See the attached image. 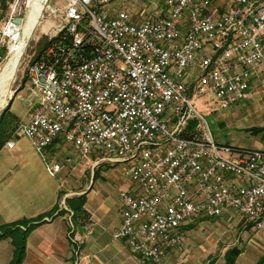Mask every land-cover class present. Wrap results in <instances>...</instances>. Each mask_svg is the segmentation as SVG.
Here are the masks:
<instances>
[{
  "label": "built area",
  "instance_id": "obj_1",
  "mask_svg": "<svg viewBox=\"0 0 264 264\" xmlns=\"http://www.w3.org/2000/svg\"><path fill=\"white\" fill-rule=\"evenodd\" d=\"M163 1L141 20L111 0L50 8L60 17L51 35L62 33L61 43L31 74L23 99L30 115L12 136L27 137L39 153L60 138L121 164L131 187L119 191L112 235L150 264H165L182 241L179 229L197 219L238 213L264 225V143L218 142L195 108L202 96L221 108L249 96L264 67V0ZM30 8V0L9 2L0 28L8 53ZM59 169L47 167L51 175ZM69 237L77 252L84 239L72 223Z\"/></svg>",
  "mask_w": 264,
  "mask_h": 264
},
{
  "label": "crops",
  "instance_id": "obj_2",
  "mask_svg": "<svg viewBox=\"0 0 264 264\" xmlns=\"http://www.w3.org/2000/svg\"><path fill=\"white\" fill-rule=\"evenodd\" d=\"M9 2L10 0H8V4ZM162 7L163 5L159 10L156 8L158 12ZM133 16L136 20H141L149 15L145 14L144 9H141ZM57 24L51 23L46 31L41 28V33L49 30L54 31ZM27 111L30 115L28 107ZM28 118L29 116L25 120L19 118V121L23 122ZM11 139L12 147H7L4 143L0 149V223H8L21 218L33 219L39 216H42L41 218L44 220L29 232L26 239L25 256L21 264H76V262L78 264H150L149 261L132 254L123 239L111 238V228L113 227L114 230L121 221L119 191L116 193L117 200L111 195L112 189L115 191L113 183L116 180L120 181L116 173L107 176L108 180H105L106 177L99 175L103 171H100L98 166L96 170L92 169L89 175L92 182L89 179L80 183L82 186V190H80L76 180L71 182L64 176V179L60 181L61 175H59L58 181L51 178L57 173L61 174L60 170L53 175L47 173L48 162L52 164L56 163V160L70 162V157L67 158L64 153L63 157H60L62 139L59 138L47 146L41 155L38 154L27 137H12ZM96 159L93 158L90 161L92 167L100 164L99 162L95 163ZM109 165L111 168L115 164L109 163ZM96 181L98 182L96 183ZM123 182L126 187H131L129 181L127 184L125 181ZM81 195L84 199L83 208L90 220L83 221L81 217L73 218L72 210L68 205V207L65 206L66 209L61 208V203L63 201L66 203V199ZM203 218L215 221L213 222L215 224L225 225L227 227L225 233L231 231L232 227L243 230L241 235L245 237L246 242L245 240L242 242V247L238 245L229 247L239 249L235 264L243 262V255L255 257L253 261L244 262V264H254L264 255V225L259 229L254 228L241 215L235 221H230L226 216ZM201 219H197L195 222ZM73 220L76 221L73 229L84 239L77 252L69 237ZM195 222L182 226L179 229L181 234L183 235V232L188 230V226ZM4 240H0V248H9L11 245L9 239L7 240L8 244ZM2 242L5 244L2 245ZM225 251L217 260H213V264H220V262L224 264ZM248 251H250L249 255H247ZM11 257L12 251L8 255V259L3 260L0 264H7Z\"/></svg>",
  "mask_w": 264,
  "mask_h": 264
},
{
  "label": "rangeland",
  "instance_id": "obj_3",
  "mask_svg": "<svg viewBox=\"0 0 264 264\" xmlns=\"http://www.w3.org/2000/svg\"><path fill=\"white\" fill-rule=\"evenodd\" d=\"M30 1L32 2L33 0ZM111 1L114 9L126 10L131 15L140 12L141 9H144L145 14L148 15L157 13L159 8L164 5L163 0ZM66 2L67 0H47L45 2L44 8L42 9L41 15L38 19V23L33 29L24 48L16 73L4 96L2 94L0 95V112L10 102V97L15 92L13 99L11 100V111L22 120H25L26 117L29 116L27 106L25 105L23 99L27 97L30 92V71L31 67H33L37 61H33L32 58L34 55L39 54V51L43 47L44 39L53 37L51 35L53 33L52 30H49L46 34H42L41 28L43 31H46L51 23L56 24L60 21V17L58 15H51L49 10L53 7L63 9ZM154 7L155 9L152 10ZM8 9V0H0V28L2 27L4 19L8 14ZM23 13L25 14L26 11L24 10ZM3 48L6 50L5 53H3V51L1 53L0 69L13 49L12 48L8 53V48L1 47L0 50ZM249 93L250 94L247 98L239 100L227 108H221L218 101L209 99L206 96H202L195 101V108L207 121L211 134L215 140L220 143L246 148L261 146L264 143V134L262 132L255 133L250 130L253 127L256 128L264 126V67H261L258 74L254 77ZM62 142L63 143L60 148L61 152H59L60 157H63L64 153L67 155V158L70 157V162L68 163L56 160V163H59V170L61 171V174L57 173L54 176H51V178L58 181L59 175H61L60 181L64 179V176L71 182L76 180L78 189L82 190L80 183H84L89 179L92 182L89 175L92 169L96 170L99 166L98 168L100 171H103V173H100L99 175L104 178L106 177L105 180H108L107 176H111L112 173H116L120 179V181L116 180L112 185L115 188V191L112 189L111 195L115 200H117L116 193L118 191L129 188L126 187L123 182L125 181L127 184L128 180L123 175V166L121 164H115L109 168V162L104 159H99L100 156L97 154L90 153L82 155L74 144L67 143L65 141ZM38 154L41 155L39 152ZM93 158H97L96 160H99L98 162L100 164L92 167L90 165V161ZM61 162L64 163L62 169ZM47 164L48 166L52 165L51 162H48ZM102 177L99 176L100 179H102ZM97 182L98 181H96V183ZM67 205L69 206L68 202L65 203L63 201V203H61V208L66 209L65 206L68 207ZM234 214L235 215L229 219L230 221H235L240 218L238 213ZM88 220H90V217ZM213 222L215 221L202 218L201 220L195 222L192 228H189L188 230L186 229L182 235V240L184 237L183 242L167 250L164 257L165 264H207L210 260H217L221 257V253L231 246L238 245L242 247V242L245 240V237L241 235L243 230H237L235 227H232L231 231L225 233V229L227 228L225 225L218 223L215 224ZM72 224L75 226L76 221L73 220ZM112 232L113 227L111 228L110 235L112 236L111 238L114 239ZM7 240L8 239H5L4 242H7L8 244ZM4 244L5 243L2 242V245ZM11 251V245H9V248H0V263L3 260L8 259L7 257L10 255ZM249 252L250 251L247 252V255L250 254ZM243 259L246 261L243 260L241 264H244V262L249 263L250 261H253L255 257L243 255Z\"/></svg>",
  "mask_w": 264,
  "mask_h": 264
},
{
  "label": "trees",
  "instance_id": "obj_4",
  "mask_svg": "<svg viewBox=\"0 0 264 264\" xmlns=\"http://www.w3.org/2000/svg\"><path fill=\"white\" fill-rule=\"evenodd\" d=\"M63 34L59 33L51 38L44 39L43 47L39 51V54L34 55L32 60H40L44 56V51H47L50 47L56 48L58 43H61V38ZM67 41L65 42V44ZM90 42L85 41L83 48L85 54L87 51H90ZM6 49H1L0 54L5 53ZM3 55V54H2ZM52 60V59H51ZM11 103H8L6 107L0 112V149L3 147L4 143L9 140L19 124V118L14 114L10 109ZM250 130L257 132H262L264 134V126L262 127H253ZM72 210V217L82 218L81 220L86 221L89 218V215L83 208L84 199L83 195L66 199ZM63 211V210H62ZM53 212V211H52ZM42 216L36 218H21L8 223H0V240L9 239L10 244L12 245V257L7 264H21L26 249V239L29 232L34 229L39 224L43 223L44 220ZM193 224L188 226V229L191 228ZM239 254V249L237 247H232L227 249L224 252V264H235L237 255ZM264 263V255H262L256 263ZM207 264H213V260H210Z\"/></svg>",
  "mask_w": 264,
  "mask_h": 264
},
{
  "label": "bare ground",
  "instance_id": "obj_5",
  "mask_svg": "<svg viewBox=\"0 0 264 264\" xmlns=\"http://www.w3.org/2000/svg\"><path fill=\"white\" fill-rule=\"evenodd\" d=\"M47 0H33L31 2V8L27 13V16L25 18V22L23 24V35L19 43H16L10 47V50L12 49L10 55L7 57L6 62L3 64V66L0 69V95L2 94L4 96L5 92L7 91L11 80L13 79L16 70L18 68L20 59L23 55L24 48L27 44V41L29 40L31 33L35 26L38 23L39 15L43 9L44 3ZM14 46V47H13ZM54 48L50 47L47 51H51ZM44 56L36 61V63L31 67L30 71V81H31V74L35 70L38 69L40 64H42V59Z\"/></svg>",
  "mask_w": 264,
  "mask_h": 264
},
{
  "label": "water",
  "instance_id": "obj_6",
  "mask_svg": "<svg viewBox=\"0 0 264 264\" xmlns=\"http://www.w3.org/2000/svg\"><path fill=\"white\" fill-rule=\"evenodd\" d=\"M15 22L16 23H20L21 22V20L19 19V18H16L15 19ZM15 94V92L11 95V97H10V102L9 103H11V100L13 99V95Z\"/></svg>",
  "mask_w": 264,
  "mask_h": 264
}]
</instances>
